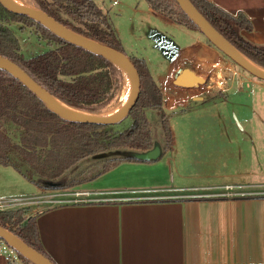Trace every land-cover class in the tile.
<instances>
[{"label":"crops","instance_id":"crops-1","mask_svg":"<svg viewBox=\"0 0 264 264\" xmlns=\"http://www.w3.org/2000/svg\"><path fill=\"white\" fill-rule=\"evenodd\" d=\"M209 1L230 13L246 14L252 28L240 29V35L264 45V0ZM156 34L175 50L168 55L158 83L166 111H195L205 101L227 99L234 84L246 79L202 33L181 47L163 33ZM208 53L214 56L213 64L223 66L217 78L203 77L204 83L196 86L174 82L181 67L198 73L196 65L202 67L201 56ZM238 92H243L241 87ZM228 128L232 127L171 130V146L167 154L162 151V158L121 161L100 174L115 171V179L97 189L38 188L40 195L52 196L29 212L36 213L43 248L55 264H264V179L246 182L240 178L261 171L237 170L241 159L227 156L231 153L226 147ZM216 129L225 131L222 136L210 135ZM244 129L236 127L233 135L247 133ZM201 130L211 136L210 146L201 138L187 136ZM160 161L189 180L174 183L162 176L165 166ZM185 169L196 174L182 173ZM20 259L18 264H33ZM0 264H9L1 254Z\"/></svg>","mask_w":264,"mask_h":264},{"label":"trees","instance_id":"trees-1","mask_svg":"<svg viewBox=\"0 0 264 264\" xmlns=\"http://www.w3.org/2000/svg\"><path fill=\"white\" fill-rule=\"evenodd\" d=\"M35 1L40 9L68 28L124 52L108 14L94 0ZM146 1L162 17L199 31L175 0ZM190 1L240 52L264 67V45L240 35V29L252 28L246 14L230 13L209 0ZM5 19L23 23L19 24L22 29L33 27L36 37L46 42L48 48L25 56L18 37L5 24ZM0 55L15 62L51 94L79 109L102 111L120 95L122 74L110 60L1 5ZM128 57L139 72L140 92L128 115L116 124L64 120L49 110L18 78L0 68V164L12 166L40 189H66L102 174L121 161L139 160L124 156L123 151H143L153 146L156 133L151 121L155 113H158L162 151L167 152L171 146V128L161 88L144 58ZM179 110L184 108L175 111ZM124 120L128 124L120 129L118 126ZM76 168L77 175L64 182L67 173ZM28 210V207H21L0 211V225L54 262L40 241L36 213L30 214Z\"/></svg>","mask_w":264,"mask_h":264},{"label":"rangeland","instance_id":"rangeland-1","mask_svg":"<svg viewBox=\"0 0 264 264\" xmlns=\"http://www.w3.org/2000/svg\"><path fill=\"white\" fill-rule=\"evenodd\" d=\"M27 4L37 6L35 0H23ZM104 12L109 16V19L120 38L122 47L127 56L142 57L145 59L149 71L151 72L156 83H160L161 77L164 75L167 67L168 55L162 49V41L158 39V32L163 33L167 38L174 41L177 46L181 47L189 41H192L193 35L202 36L198 31H193L180 26L176 22L162 17L154 12L146 0H94ZM38 7V6H37ZM5 24L10 26L12 31L18 37L21 50L25 56H29L36 52L44 51L48 48L46 42L40 41L33 31V27L25 26L23 29L19 27L21 22L13 21L10 19L4 20ZM204 53V52H203ZM213 54H206L201 56L203 59L201 65H196V71L198 75L202 77L217 78V73L220 68L218 64H213ZM229 59L227 56L225 57ZM232 67L244 74L246 79L242 80L239 85L234 84V87L228 91L227 99H219L217 101H205L196 107L195 111H166L169 113V124L171 130L174 132L181 131L185 126H220L229 125L232 128L226 131L231 141L226 137V147L229 150L227 156L230 155L236 161L241 159L237 165H233V168L237 167V170L248 171H261L259 175H247L242 176L243 181L253 182L254 180L264 179V80L255 79L247 71L239 67L232 60ZM223 64V63H222ZM231 75V71L228 72ZM237 75V74H236ZM220 76V75H219ZM213 82V81H212ZM125 81L122 79L121 91L119 97L114 100L107 108L115 105L122 97L124 93ZM241 87L242 93L238 92V88ZM190 105H194L190 103ZM87 111V110H85ZM103 111V110H102ZM101 112V111H100ZM155 118L152 119V129L156 133L155 139L159 143L163 142L159 135L158 126V113H155ZM128 124L127 120H124L119 124L120 129L124 128ZM223 125V126H222ZM236 127L247 129V133L239 134L237 137L233 135L236 131ZM244 129V130H245ZM242 130V131H244ZM222 131L214 130L210 135L222 136ZM190 133V132H189ZM187 134L188 137L201 138V142H205L207 145H211V136L205 133V130L191 132ZM177 136L182 135L176 133ZM241 152V154L239 153ZM167 154V153H165ZM164 154V155H165ZM163 155L160 157L162 158ZM240 156V158H239ZM245 164L243 165V162ZM165 168L162 171V176L171 177L170 181L174 183L178 181L189 180V177L184 178L176 173L173 169L167 167V163L160 161ZM84 164H82L83 166ZM78 168L70 170L67 173L68 178H64V182H69L71 177H75L78 173ZM115 171L107 173V175H98L92 179L83 181L77 184V186L89 187V189H97V187L105 186L110 179H115ZM182 173L193 174L195 172H189V170H182ZM196 174V173H195ZM123 174V178H124ZM246 179V180H244ZM242 181V180H237ZM76 185L68 186L66 189H73ZM60 190V189H58ZM11 193L20 197H33L40 195L38 186L33 182L25 179L15 168L12 166L0 164V197H11ZM153 194L157 192H152ZM5 194H8L5 196ZM40 204V203H39ZM37 203H31L25 207H28V213H33V209L39 206ZM21 259H19V262ZM18 264V263H17Z\"/></svg>","mask_w":264,"mask_h":264},{"label":"water","instance_id":"water-1","mask_svg":"<svg viewBox=\"0 0 264 264\" xmlns=\"http://www.w3.org/2000/svg\"><path fill=\"white\" fill-rule=\"evenodd\" d=\"M183 12L197 25L204 37L225 56L249 74L264 80V67L251 61L229 42L192 4L190 0H175ZM0 5L14 14H23L28 18L36 20L61 38L76 44L85 50L101 55L110 60L120 69L122 79L131 82V90L128 92L126 101L109 116H101L99 112H90L70 106L51 94L39 83H37L26 71L8 57L0 55V68L8 71L26 85L53 113L60 118L72 122L94 123V124H116L121 122L135 105L140 92V75L130 60L122 51L107 46L94 39L86 37L59 22L39 7L29 8L15 4L12 0H0ZM126 71V74H124ZM204 78L194 72L190 67L179 68L174 75V82L182 86H196L204 83ZM162 153L159 141L154 140L153 146L143 151L125 150L123 155L139 160L155 159ZM0 239L14 247L23 257L33 264H55L49 258L38 252L21 238L7 228L0 225Z\"/></svg>","mask_w":264,"mask_h":264},{"label":"built area","instance_id":"built-area-1","mask_svg":"<svg viewBox=\"0 0 264 264\" xmlns=\"http://www.w3.org/2000/svg\"><path fill=\"white\" fill-rule=\"evenodd\" d=\"M76 194H81V192H77ZM51 197L52 196L49 194L36 195L33 197H0V211L25 207L31 203L39 204L44 201H49ZM0 254L4 256L9 264H17L21 258L19 252L16 251L14 247L6 243L3 239H0Z\"/></svg>","mask_w":264,"mask_h":264},{"label":"bare ground","instance_id":"bare-ground-1","mask_svg":"<svg viewBox=\"0 0 264 264\" xmlns=\"http://www.w3.org/2000/svg\"><path fill=\"white\" fill-rule=\"evenodd\" d=\"M15 4L22 6V7H29V8H35V6H32L30 4H27L26 2H24L23 0H12ZM124 74H126V71H124ZM131 90V82H126V84L124 85V93L121 97V99L113 106H111L110 108L103 110L99 113V115L101 116H109L110 114H112L115 110H117L127 99L128 97V92Z\"/></svg>","mask_w":264,"mask_h":264},{"label":"flooded vegetation","instance_id":"flooded-vegetation-1","mask_svg":"<svg viewBox=\"0 0 264 264\" xmlns=\"http://www.w3.org/2000/svg\"><path fill=\"white\" fill-rule=\"evenodd\" d=\"M161 41H162V44H161L162 45V49H163L164 52H166L167 55H170V54H172L175 51L174 48L171 45H168L162 39H161Z\"/></svg>","mask_w":264,"mask_h":264}]
</instances>
